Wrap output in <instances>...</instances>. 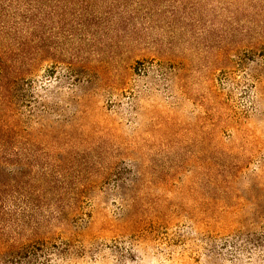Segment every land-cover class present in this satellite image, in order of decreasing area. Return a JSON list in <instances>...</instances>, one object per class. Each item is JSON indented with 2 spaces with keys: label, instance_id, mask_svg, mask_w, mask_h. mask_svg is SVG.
Wrapping results in <instances>:
<instances>
[{
  "label": "rangeland",
  "instance_id": "374dc122",
  "mask_svg": "<svg viewBox=\"0 0 264 264\" xmlns=\"http://www.w3.org/2000/svg\"><path fill=\"white\" fill-rule=\"evenodd\" d=\"M0 264H264V0H0Z\"/></svg>",
  "mask_w": 264,
  "mask_h": 264
}]
</instances>
